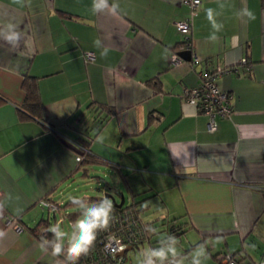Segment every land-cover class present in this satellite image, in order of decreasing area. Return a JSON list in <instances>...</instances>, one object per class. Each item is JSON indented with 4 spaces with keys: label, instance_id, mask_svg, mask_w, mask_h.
I'll return each instance as SVG.
<instances>
[{
    "label": "crops",
    "instance_id": "crops-1",
    "mask_svg": "<svg viewBox=\"0 0 264 264\" xmlns=\"http://www.w3.org/2000/svg\"><path fill=\"white\" fill-rule=\"evenodd\" d=\"M92 3L0 0V29L11 23L21 33L15 47L0 35V230L6 232L0 264H68L49 248L42 252L29 227L44 211L55 223L66 217L74 223L66 210L73 207H64L73 180L96 167L113 169L141 207L144 239L128 246L125 264L132 263L129 251L144 264L157 245L190 229L202 241L222 236L225 254L258 260L264 251L258 188L264 186V0H201L191 19L198 57L192 67L191 49L178 46L184 36L176 22L190 15L184 0H108L113 10L95 13ZM208 8L219 31L206 18ZM242 9L255 18L238 15ZM85 51L94 58L85 59ZM173 52L181 63H172ZM217 69L226 70L217 84L231 95L232 112L217 117L210 131L208 115L183 93ZM25 75L36 78L43 121L18 116ZM81 150L96 160L80 165ZM43 199L62 207L51 216ZM173 224L181 225L178 238L170 236Z\"/></svg>",
    "mask_w": 264,
    "mask_h": 264
},
{
    "label": "clouds",
    "instance_id": "clouds-1",
    "mask_svg": "<svg viewBox=\"0 0 264 264\" xmlns=\"http://www.w3.org/2000/svg\"><path fill=\"white\" fill-rule=\"evenodd\" d=\"M13 3L22 5L23 0H13ZM114 7L115 5H109L108 0H93L92 3V11L94 13L99 12L104 8H108L112 11ZM205 11L206 18L212 24L213 28L219 31V28L214 21L213 9L208 8ZM239 14L246 15L250 20L255 18L254 13L246 9H242L238 15ZM0 35L3 36V39L7 43L13 44L15 47L20 39L21 33L17 30L16 25L9 23L5 25L3 29H0ZM96 43L98 46L99 41ZM107 51L108 50L103 51L102 55H106ZM84 199L89 200V198ZM70 200L72 204L78 206V211L80 209L83 210L80 218L76 219L75 222L71 224V228L74 229V231L69 236V234L62 229L59 222L52 224L47 228V231L54 233V239L49 241L41 238V241L38 242V246L42 252H48L49 249L46 248L45 245H50V251L53 257L64 256V259L68 262V264H77L79 258L87 255L93 247L97 233L108 228L110 225L113 218L114 204L112 199L107 195H104L98 200H91L90 204L82 202V198L79 196L70 197ZM5 236L6 232L0 230V239H3ZM66 236H68V240L65 243ZM168 253L175 254V249L169 248L166 251L161 248L159 250L152 251L151 255L163 260L167 257ZM195 255L204 256L205 260L209 258L207 250L203 245L198 246ZM147 264H153V261L149 259ZM193 264H201V261L194 258Z\"/></svg>",
    "mask_w": 264,
    "mask_h": 264
},
{
    "label": "trees",
    "instance_id": "trees-1",
    "mask_svg": "<svg viewBox=\"0 0 264 264\" xmlns=\"http://www.w3.org/2000/svg\"><path fill=\"white\" fill-rule=\"evenodd\" d=\"M178 46L181 48L188 47L187 42L185 40L180 41ZM177 46V47H178ZM213 71V70H210ZM208 71V72H210ZM22 88L25 92V99L23 104L20 106L18 110V116L21 120L28 119H36L39 121H43V108L42 103L40 101L38 92H37V83L36 78L33 76H26L22 82ZM152 118V113L149 114V120ZM96 159L86 150H81L79 164L89 163L91 161H95ZM262 192H264V186L258 187ZM73 197V196H72ZM89 200L82 198V202L91 203V200H98L102 197H88ZM138 202L131 200L126 205H122L121 207H116L114 205L113 218L110 222L108 228L99 231L96 236V240L94 242L93 247L89 251L87 255L81 256L77 261V264H108L111 260L110 256L105 252V241L107 235L111 232H117L122 238L123 241L127 244V246H136L139 242H142L144 239L145 224L141 221L140 210L141 207L137 206ZM58 207H62L57 204ZM73 207L74 211L72 213V218L75 219L81 216L82 209L77 210V205L72 204L70 198L64 204V207ZM53 218V217H52ZM55 224L53 219L49 217L40 218L34 226L29 227L30 233L36 237L39 241L41 238L52 241L54 239V233L47 231V228ZM181 229V225L173 224L169 227V233L172 238H178L182 235L183 231L178 232ZM50 249V245H45ZM239 252V251H237ZM225 254V253H224ZM232 258L239 262L241 258H235V255H231ZM64 258V256H61ZM125 257V255H124ZM213 257L217 259L220 263H222L223 255L221 252L213 253ZM151 259V256H149ZM176 258V257H175ZM126 259V257H125ZM126 261V260H125ZM148 261V260H147ZM146 261V262H147Z\"/></svg>",
    "mask_w": 264,
    "mask_h": 264
},
{
    "label": "built area",
    "instance_id": "built-area-1",
    "mask_svg": "<svg viewBox=\"0 0 264 264\" xmlns=\"http://www.w3.org/2000/svg\"><path fill=\"white\" fill-rule=\"evenodd\" d=\"M201 0H184L190 8V15L176 22L177 29L183 34V40L187 42L188 47L191 49V58L189 66H194L198 62V57L195 53L192 36H191V19L196 8L200 4ZM94 58L92 51H85V59L91 60ZM171 61L173 64H179L183 59L175 52L171 55ZM225 69H217L207 72L201 80L198 86L187 88L184 90V99L194 105L199 110L208 115V130H215L217 127V117H229L232 112V106L230 104L231 95L220 89L217 84V77L224 73ZM41 206L45 207L47 211L54 214L58 210V205L54 202H50L46 199L40 201ZM13 226L16 230H21V227L14 223ZM127 247V244L123 241V238L117 234V232H111L107 235L105 241V252L110 256L111 260L108 264H125L124 255H120V252ZM153 264H180L173 256H167L161 260L156 256H151ZM231 254H223L222 264H237ZM144 264H147L145 262ZM247 264H264V251L258 260H250Z\"/></svg>",
    "mask_w": 264,
    "mask_h": 264
},
{
    "label": "rangeland",
    "instance_id": "rangeland-1",
    "mask_svg": "<svg viewBox=\"0 0 264 264\" xmlns=\"http://www.w3.org/2000/svg\"><path fill=\"white\" fill-rule=\"evenodd\" d=\"M102 167H96L93 172L89 176L85 177H80L73 180L74 185L71 188L70 191H72V196H79V197H84V196H98V197H103L104 195H111L116 202H119L121 200V197L123 195L124 202L128 204L130 202L131 197L130 194L127 193L126 189L120 182L118 178L115 177V172L111 168H103ZM96 176H100L101 178H97ZM118 191H122L123 193L120 195ZM68 197V198H69ZM67 212H73V208H67ZM49 213L44 211L43 216H47ZM59 214V213H58ZM52 216V214L50 213ZM80 217H77L74 219V222L76 219ZM61 224V227L64 231H66L69 236L71 233L74 231V229L71 228V223L69 219L66 217ZM195 229H190V231L186 235H182L181 238H178L177 241L174 242H161L159 245H157L156 250H159L161 248L165 249L166 251L169 248H174L175 249V254L173 253H168L167 256L169 255H175L176 258L178 259V262L180 264H193V259H198L201 261V264H221L217 259L213 257V253L216 252H221L223 253L227 252V247L226 244L224 243V240L222 236H206L205 240H201V235L199 236ZM156 235V234H155ZM161 235H163V232H161ZM68 240V236L65 237V243ZM158 240L157 243H159ZM238 241V247L241 246V242L237 239ZM165 242V243H164ZM164 243V244H163ZM203 245L208 253V259L205 260L204 256H196L195 252L198 248V246ZM145 247V246H143ZM141 245V251L143 249ZM208 247H212L211 250H208ZM236 247V246H235ZM231 250L233 249V244H230ZM128 262L132 263L131 264H136L140 262V256L136 254V252L129 251L128 252ZM235 258L239 259V254L235 255ZM130 259V260H129ZM250 259L248 257L243 258L240 260L237 264H247Z\"/></svg>",
    "mask_w": 264,
    "mask_h": 264
},
{
    "label": "water",
    "instance_id": "water-1",
    "mask_svg": "<svg viewBox=\"0 0 264 264\" xmlns=\"http://www.w3.org/2000/svg\"><path fill=\"white\" fill-rule=\"evenodd\" d=\"M107 196H108L109 198L112 199L113 204H114L116 207H121V206L124 204V198H123V195H122L121 200H120L119 202H116L115 199H114L111 195L107 194ZM128 249H129V247L127 246L123 251L120 252V255H124L125 252H126Z\"/></svg>",
    "mask_w": 264,
    "mask_h": 264
}]
</instances>
